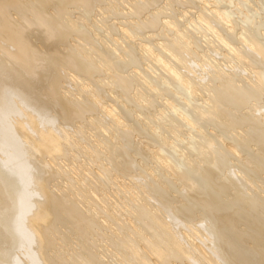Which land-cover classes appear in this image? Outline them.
Listing matches in <instances>:
<instances>
[{"label":"bare ground","instance_id":"obj_1","mask_svg":"<svg viewBox=\"0 0 264 264\" xmlns=\"http://www.w3.org/2000/svg\"><path fill=\"white\" fill-rule=\"evenodd\" d=\"M227 1L0 0V264H264V0Z\"/></svg>","mask_w":264,"mask_h":264},{"label":"rangeland","instance_id":"obj_2","mask_svg":"<svg viewBox=\"0 0 264 264\" xmlns=\"http://www.w3.org/2000/svg\"><path fill=\"white\" fill-rule=\"evenodd\" d=\"M258 1L259 0H249L248 1V3L247 2H245V4H243V3H241V2H239V0H232V1H230V0H228L227 2H220L221 4H220V6H224L225 5V8L227 7V9H228V11L231 13V15H232V19H235V20H237V19H239L240 17H243L244 15V13L245 12H247V10H248V8L249 9H252V8H257V4H258ZM238 3H241V4H243V5H239ZM255 4V5H254ZM247 5H249V6H247ZM240 6H243V7H240ZM244 6L245 7H247V9L246 8H244ZM240 7V8H239ZM242 10H243V13H242ZM191 12H193V14H195V10H190ZM211 34V33H210ZM212 35V34H211ZM210 35V36H211ZM209 36V37H210ZM211 38H212V36H211ZM204 40V39H203ZM217 56H219V55H217ZM147 64V63H146ZM149 67L151 68V66L149 65ZM144 68H146V67H144ZM146 70H147V68H146ZM149 70V69H148ZM151 70H155L154 68L153 69H150V71ZM104 102H106V101H104ZM142 140H144L145 141V139H142Z\"/></svg>","mask_w":264,"mask_h":264}]
</instances>
